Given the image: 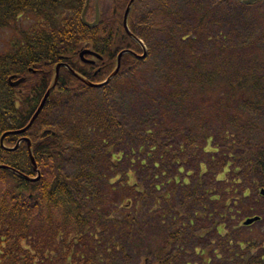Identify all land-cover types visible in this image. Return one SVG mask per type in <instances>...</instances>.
<instances>
[{
    "label": "trees",
    "instance_id": "16d2710c",
    "mask_svg": "<svg viewBox=\"0 0 264 264\" xmlns=\"http://www.w3.org/2000/svg\"><path fill=\"white\" fill-rule=\"evenodd\" d=\"M82 2L0 0V27L16 31L10 50L0 54V136L27 124L55 64L67 63L100 82L113 70L118 52L133 49L123 29L114 39L116 20L104 17L93 28L83 24L78 14ZM211 6H195L185 13L194 23L185 37L179 35L181 26L163 32L172 49L171 76L144 84L148 72L140 66L143 60L129 53L122 56L116 77L127 74L119 80L120 87L135 91L129 97L130 110L139 123L148 113L156 119L145 128L123 129L127 150H116L119 139L111 143L105 120L94 127L89 116L79 122V133L86 136L83 144L91 148L94 159L92 172L83 173L89 186L60 172L62 140L57 134L48 137L49 131L29 134L39 180L28 181L0 168V264H128L122 253L126 245L131 249L142 238L149 239L146 234L152 229H160L165 237L157 250L149 244L156 264H167L170 253L178 257L181 250L172 252V246L186 242L189 234L203 241L215 234L222 237L216 245L225 246V253L212 261L208 255L216 251L210 241L204 250L199 248L200 254L196 251L201 264H264V243L255 237L258 230L250 228L264 217L249 226H231L236 207L243 208L247 185L259 189L260 195L264 190V143L261 136L254 138L264 136V125L253 121L255 106L263 100L264 78L253 69L264 61L256 45L262 33L243 45L217 40L208 51L206 44L200 48L204 39H211L205 36L209 14H214ZM62 8L67 11L59 14ZM22 13L41 17L42 28L33 33L22 30L15 20ZM82 48L96 51L102 59L95 65L82 62ZM233 64L236 69L231 72ZM30 66L40 71L30 73ZM18 70L27 75L21 92L6 81L9 72ZM175 80L182 83L176 85ZM81 89L90 88L61 67L38 117L54 94L67 98ZM18 135L6 134L4 144L14 145ZM43 162L52 167L51 180L45 179ZM122 162L127 167L122 185H113L110 178L118 181ZM0 163L35 175L25 143L13 151L0 145ZM191 169L196 170L192 178Z\"/></svg>",
    "mask_w": 264,
    "mask_h": 264
},
{
    "label": "rangeland",
    "instance_id": "374dc122",
    "mask_svg": "<svg viewBox=\"0 0 264 264\" xmlns=\"http://www.w3.org/2000/svg\"><path fill=\"white\" fill-rule=\"evenodd\" d=\"M129 1L130 0H128V2ZM212 1L213 0H137L136 4H134L133 1L131 8L134 4V10L138 8L143 11L140 19L143 28L137 29L138 34L145 42L147 41L149 46V51L148 53L146 52V58L140 65L148 72L147 75L144 76V84L151 85V83L158 81V79H165L171 76L170 68L172 64L170 63V59L172 49L169 44H165L164 37L166 36L163 33L165 29L169 28L170 30H176L181 26L183 32L180 31L179 35L185 37L187 35L186 33L190 31V28L194 25L193 21L188 18L185 13L187 11L190 12L195 6H198L201 10H205L211 6ZM113 2L112 0H102V10L107 11ZM119 2L120 0L118 3ZM128 2L127 0H122L119 4L117 3V9H121L123 5L125 7ZM214 5L218 6H211L215 11L213 12L214 14H209V16H212L209 20V26L206 27L207 31L205 34L207 38L208 35H210L211 39L207 41L204 39V42L200 43V48L206 44V46H208V51L217 40L225 42L226 45H243L262 33L256 45L258 46V50H262L264 53V0L261 1L259 5H256L259 9L263 7V12L261 11L262 14L260 12V17H257L259 15V10L256 7H254L255 10L250 7L240 8L238 0H215ZM124 7L121 9L120 13L123 12ZM62 9H59V14L63 11H67V9ZM181 11L183 12L181 13ZM15 20L18 26L27 33L38 32L39 29L42 28V18L35 16L33 13H22L18 15ZM9 22L14 23L11 19H9ZM13 26L14 25H12V27ZM14 35H16V31L11 27H0L1 55L10 50L9 43L15 37ZM221 37L226 39L223 40ZM250 65L252 67L253 64ZM235 69L236 64H233L231 72H234ZM253 69L264 78V61L253 66ZM126 75L127 74L119 75L115 80L103 88L81 89L67 98H61L58 97L57 94H54L50 99L48 108L44 110L37 122L31 127L29 131L30 134H37L41 129L45 128L53 131L55 135L57 134L60 136L62 140V158H59L58 162L60 164V172L64 176L68 178L76 177L80 184L88 183L89 186V182H86L87 177H84L83 173L92 172L94 159L91 158V148L83 144V141L86 139L85 132L79 133V128L77 127L79 122H82L86 116L90 117V121L92 122L90 126L92 127L102 126L104 120L106 121V128L111 136V138L109 136L111 143H115V140L119 139L116 150H123V148H126V150L128 149V144H124L125 138L122 136L124 128L133 131L141 127L145 128L156 119L155 116L153 117V115L148 113L144 120L139 123V117L135 115V112L130 110L129 97L134 94L135 91L131 90L124 92L123 90L125 89L124 87H120L119 82V80L123 79ZM175 82L176 85H180L179 82L182 83L181 80H175ZM261 98L263 99L262 103L256 105L253 111V121L257 122V124L260 123L264 125V87L262 89ZM95 122H97V124H95ZM258 137H260L261 141L264 143V136H258V134L254 136L257 140ZM116 153L119 152L116 151ZM124 153L126 154V151ZM126 170V164L122 162L117 168L118 174L116 175L118 176V181L114 182L115 180L110 178L113 185H122L124 173L127 172ZM191 170L192 174L190 178H192L193 174L196 172L195 169ZM43 174L46 180L52 179L54 173L49 162H43ZM109 175L111 176L114 174L109 172ZM106 187L107 185H104L102 189L105 190ZM247 187V190L242 191V193L245 192L246 194L242 201L243 208L236 207V214L231 221V226L239 227L242 225L244 219L250 216L252 217L253 215L264 217V196L262 197L259 194V189H255L250 185H247ZM251 226L250 228L255 227V229L258 230V234L255 235L256 238L259 236L261 240L258 242L264 243V219L261 223ZM246 231H248V229H246ZM222 233L225 232L222 231ZM146 235L149 239L142 238L141 241L137 242V245L131 247V249H127L128 245H126V251L122 252L127 256V259L124 260L125 262L128 264H143V261H146L148 264H156V252L153 254L149 252V244L157 250V245L165 238L164 232H161L160 229H152V232H148ZM221 239V236L215 234L203 241L189 234L185 238V240H187L186 242L181 243L176 241L174 243L172 252L178 250H181V252L178 254V257H176V255H171V253L168 254L169 262L167 264H201V258L198 255L201 253L199 248L200 250H204V247L210 245V241L214 242L216 253L211 251L208 257H210L212 261L217 260L216 256L220 255L219 253L224 254L226 251L225 246L220 248L216 245ZM231 247H233V244ZM197 250L198 254L196 252ZM118 255L119 261L121 262L122 255L121 253Z\"/></svg>",
    "mask_w": 264,
    "mask_h": 264
},
{
    "label": "water",
    "instance_id": "95a60500",
    "mask_svg": "<svg viewBox=\"0 0 264 264\" xmlns=\"http://www.w3.org/2000/svg\"><path fill=\"white\" fill-rule=\"evenodd\" d=\"M88 1H89V0H87L86 2L88 3ZM254 1H256V0H243L244 3H251V2H254ZM132 3H133V0H130V1L128 2L126 8H125L124 16H123V25H124L125 30L131 35V37H132L134 40H136V41H138L139 43H141V42L139 41V39H138L135 35H133V34L130 32V30H129V28H128V25H127V16H128V13H129V10H130V7H131V4H132ZM86 6H87V5L84 6V9H83V12H82V16H81V17H82V21H83V23L86 24L87 26H89V27H94V26L98 23V21H99V15H98V13H97V15H96L94 21H92V22H87V21L84 19V12H85V10H86ZM124 53H130L131 55L135 56V57L138 58V59H142V58H144V56H145V54H146V53H145V49L143 50V53L140 54V55L136 54L135 52H133V51H131V50H122V51H120V52L118 53V55H117V58H116V66H115L114 70L108 75V77H107L105 80H103L102 82H99V83H93V82L87 80L84 76L80 75L79 73L75 72L72 68H70L69 65H68L67 63L60 62V63L55 64V66H54V75H53L52 81H51V83L49 84L48 88L46 89V91H45V93H44V95H43V97H42V99H41V101H40V103H39L37 109L35 110L34 114H33L32 117L30 118L29 122L26 124V126H24V127L21 128V129H17V130H13V131H7V132L3 133L2 136H1V139H0L1 145L4 146V145H3V138H4V136H5L7 133H22V132H25L26 130L29 129V127L31 126V124L33 123V121L35 120V118L37 117V115L39 114V112L41 111V109L43 108V106H44V104H45V102H46L48 96L50 95L51 91H52L53 88L55 87V85H56V83H57V81H58V77H59V70H60V68H61L62 66L66 67V68L70 71V73H71L72 75H74L75 77H77L79 80H81V81H82L84 84H86L87 86H90V87H102V86L106 85V84H107V83H108V82H109V81H110V80H111V79L117 74V72H118V70H119V67H120L121 56H122ZM85 54H90V55H93V56H95V57L101 58V56H100L99 54H97L96 52H94V51H92V50H89V49H82V50L79 52V57L81 58V60H83V61H85V62H90V63L93 62L92 60H88V59H86V58L84 57ZM9 80H10V79H9ZM22 81H23V79H19V80L15 81L13 84H14V85H17V84H19V83L22 82ZM13 84H12V85H13ZM22 139L25 140L26 143H27V146H28V153H29V156H30V160H31V163H32V167H33V169H34L36 175H35V176H29V175H26V174H24V173H22V172H20V171H18V170H16V169H14V168H12V167H10V166H8V165L2 164V163H0V168L9 169V170H11L12 172H15L16 174H18L21 178H23V179H25V180H28V181H37V180L40 179V172H39V169H38V167H37V164H36V162H35V160H34V157H33V154H32L31 140H30L29 137H23ZM19 142H20V141H18L14 147H12V148H8V147H7V148H8L9 150H13V149H15V148L18 146ZM262 193H264V191H263ZM256 219H258L257 216H255V217H249V218H247V219L244 221V225H248V224L252 223V222H253L254 220H256Z\"/></svg>",
    "mask_w": 264,
    "mask_h": 264
},
{
    "label": "flooded vegetation",
    "instance_id": "af4514ba",
    "mask_svg": "<svg viewBox=\"0 0 264 264\" xmlns=\"http://www.w3.org/2000/svg\"><path fill=\"white\" fill-rule=\"evenodd\" d=\"M87 0H83V2H82V5H81V7L79 8V11H78V14H79V18L82 20V12H83V7H84V4H86L87 6H86V10H85V12H84V18H85V20H87V21H92V20H94L95 19V17H96V15H97V13H98V15H99V22L101 21V19L103 18L104 19V17H107V18H110V19H113V20H116L117 21V23H116V25L119 27V30H118V33L120 32V30L121 29H123L124 30V32H126L125 31V29H124V26H123V14H124V10H123V12H122V15L120 16L119 14H120V9H117V5L120 3V2H122V0H120V2L118 3V1L119 0H112V1H114L111 5H110V7H109V9L107 10V11H103L102 10V8H101V3H102V0H89L88 1V3L86 2ZM261 1H263V0H256V1H254V2H251V3H244L243 2V0H238V3H239V5H240V8L241 7H250L251 9L253 8L254 9V7H256L259 11H258V13H259V15L257 16V17H260L261 16V14H262V12H263V7L262 8H258L256 5H259V3L261 2ZM127 2H128V0H127ZM136 2H137V0H134V4H136ZM118 3V4H117ZM214 3H215V0H213L212 1V6H218V5H214ZM116 4V5H115ZM133 4V6H132V8H131V10H130V12H129V15H128V18H127V23H128V26H129V29H130V31L135 35V36H137V38L141 41V43H139L138 41H136V40H134L130 35H128L132 40H133V42L134 43H132L131 45L133 46V51L135 52V53H137V54H141L142 53V51H143V47H145V49H146V52L148 53V51H149V46H148V44H147V41L145 42L140 36H139V34H138V30L137 29H139V28H141L142 27V24L140 23V19H141V14H142V12L143 11H141L142 9H135L134 10V7H135V5ZM115 5V6H114ZM126 5H127V3H126ZM126 5H125V7H126ZM125 7H124V9H125ZM262 9V10H261ZM255 10V9H254ZM215 11V10H214ZM262 11V12H261ZM260 12H261V14H260ZM257 13V12H256ZM256 18V17H255ZM133 21V22H132ZM99 22H98V24H99ZM97 24V25H98ZM143 28V27H142ZM127 33V32H126ZM143 45V46H142ZM92 65H95V63H93ZM28 70V72L30 71V73H36V72H38V71H40L37 67H34V66H31V67H28L27 68ZM97 70H99V67L96 69V71ZM24 75L25 74H23V73H21L19 70L18 71H15V72H9L8 73V75H7V78L9 77V76H14L13 77V80H12V82L13 81H15L16 79H18V78H21V77H24ZM6 81H7V79H6ZM14 89L16 90V91H19V92H21L22 91V88H20V85H18V86H16V87H14ZM38 119V118H37ZM37 119L35 120V123L37 122ZM48 130L47 129H45V128H43V129H41V131H39L38 132V134L40 133V134H45L46 132H47ZM30 133H27V134H23V133H21V134H19L18 136H17V139H16V142L18 141V140H20V138H22L23 137V135H29ZM51 135V132H50V134L49 135H47L48 137ZM55 136V135H54ZM22 143H25L23 140L20 142V144H19V146L20 145H22ZM10 146V145H9Z\"/></svg>",
    "mask_w": 264,
    "mask_h": 264
},
{
    "label": "bare ground",
    "instance_id": "6f19581e",
    "mask_svg": "<svg viewBox=\"0 0 264 264\" xmlns=\"http://www.w3.org/2000/svg\"><path fill=\"white\" fill-rule=\"evenodd\" d=\"M63 63H64V62H63ZM34 112H35V111H34ZM34 112H33V114H34ZM33 114H32V115H33Z\"/></svg>",
    "mask_w": 264,
    "mask_h": 264
}]
</instances>
